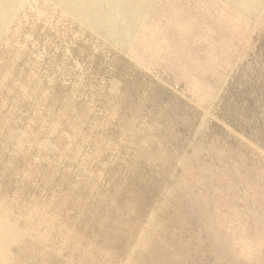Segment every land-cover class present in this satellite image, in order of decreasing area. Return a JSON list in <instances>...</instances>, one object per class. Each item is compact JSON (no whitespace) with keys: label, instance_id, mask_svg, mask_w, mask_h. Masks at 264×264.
I'll list each match as a JSON object with an SVG mask.
<instances>
[{"label":"rangeland","instance_id":"374dc122","mask_svg":"<svg viewBox=\"0 0 264 264\" xmlns=\"http://www.w3.org/2000/svg\"><path fill=\"white\" fill-rule=\"evenodd\" d=\"M0 264H264V0H0Z\"/></svg>","mask_w":264,"mask_h":264}]
</instances>
